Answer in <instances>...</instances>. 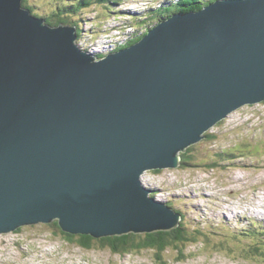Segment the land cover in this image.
Here are the masks:
<instances>
[{
    "label": "water",
    "instance_id": "obj_1",
    "mask_svg": "<svg viewBox=\"0 0 264 264\" xmlns=\"http://www.w3.org/2000/svg\"><path fill=\"white\" fill-rule=\"evenodd\" d=\"M0 0V234L57 221L94 238L168 231L151 170L264 101V0H216L97 58L78 27Z\"/></svg>",
    "mask_w": 264,
    "mask_h": 264
},
{
    "label": "rangeland",
    "instance_id": "obj_2",
    "mask_svg": "<svg viewBox=\"0 0 264 264\" xmlns=\"http://www.w3.org/2000/svg\"><path fill=\"white\" fill-rule=\"evenodd\" d=\"M65 1L78 2L27 0L32 14L39 17L54 12ZM168 1H123L113 9L117 13L108 11L105 3L94 2L69 20L77 21L82 29L77 39L82 48L94 55L108 54L113 51L112 43L119 47L130 31L145 33L147 25L139 27L142 18ZM114 15H130L133 24L127 28L126 18L110 23ZM204 134L184 151H189L187 165L149 170L141 177L143 186L151 190L149 196L167 201L179 212L180 224L200 239L198 243L161 252L144 249L122 254L98 245L85 249L65 239L63 231L51 223H38L0 234V264H264L263 257L246 253L251 241L233 235L251 229L252 222L264 227V101L240 107ZM195 228L203 231L202 236Z\"/></svg>",
    "mask_w": 264,
    "mask_h": 264
},
{
    "label": "trees",
    "instance_id": "obj_3",
    "mask_svg": "<svg viewBox=\"0 0 264 264\" xmlns=\"http://www.w3.org/2000/svg\"><path fill=\"white\" fill-rule=\"evenodd\" d=\"M123 1L125 2L130 0H78V2H70L71 4L69 3V1H65L59 3L55 7L54 12L49 13L48 15H45L42 18H44L47 23L54 26L60 23L67 25L71 22L73 23V25H76L78 27L77 21H71L69 19H73L75 15H79V12L82 9L90 7L94 2L105 3L108 7V11L117 13V11H114L113 9H115V6L117 4H121ZM214 1L216 0H169L168 2L160 4L159 7L153 8L148 13H146V16L142 18L145 20H141L142 23L139 25V27L142 28L143 26L147 25V29L145 31L146 33L148 29L154 27L157 23L161 22L162 20L171 17L175 13L185 12L189 10H199ZM23 6L33 11L32 6L28 4L27 0L23 1ZM128 17L130 18V21L133 24L131 17ZM81 30V27H78L79 36L81 35ZM135 33H132L133 35L130 36L128 35V39L122 44H118L119 47H117L116 49H120L133 44L145 34H139L138 32ZM120 45H122L123 47ZM105 54V52H100L99 54H96V56L98 58H101L105 56ZM208 136H210V134ZM211 137L212 141L216 140L215 135ZM188 152L189 151L181 153L182 165H187L189 162L190 158L187 156ZM155 171L159 172L160 169ZM153 191L157 192V189H154ZM166 203L171 208H173L167 201ZM51 224L57 227V229L62 230L57 221H54ZM252 225L253 226L251 229H242L240 231L234 232L233 235L236 236L237 239H247L251 241L249 243L252 244V247L250 246L251 248L249 249V251V246L246 248L247 254L250 252L249 255L251 254L252 256H256L258 258H264V227L259 223L254 224L253 222ZM188 229L189 228L185 227L184 223H182L179 225L178 228L173 229L171 231H159L145 234L128 233L122 236H109L104 238H94L90 235L81 234L73 235L66 233L63 230L62 234L65 236V239H67L69 242L77 243L85 249H94L95 246L98 245L101 248H110L113 252L127 254L133 252L134 250L144 249H156L161 252L171 246H176L180 248L181 246H185V244L188 246L189 244L194 242L198 243L200 239L197 240L196 235H189V233L187 232ZM194 230L197 231V235L202 236L203 231H200L197 228H195ZM204 236L208 238L209 235ZM183 251L185 250L183 249Z\"/></svg>",
    "mask_w": 264,
    "mask_h": 264
},
{
    "label": "bare ground",
    "instance_id": "obj_4",
    "mask_svg": "<svg viewBox=\"0 0 264 264\" xmlns=\"http://www.w3.org/2000/svg\"><path fill=\"white\" fill-rule=\"evenodd\" d=\"M39 17V16H38ZM67 25H70V24H67ZM71 26V25H70ZM74 26H76V25H74ZM77 27V26H76ZM78 38H79V35H78ZM78 44V43H77ZM79 45V44H78ZM80 46V45H79ZM80 48L82 49V51H87L88 53H90L92 56H94V57H97L96 55H94V52H91V51H89V50H87V49H84V48H82L81 46H80ZM114 50H115V48H113V51L112 52H114ZM112 52H110V53H112ZM110 53H108V54H110ZM108 54H106L105 56H107ZM104 57V56H103ZM98 58V57H97ZM102 58V57H101ZM99 59V58H98Z\"/></svg>",
    "mask_w": 264,
    "mask_h": 264
}]
</instances>
